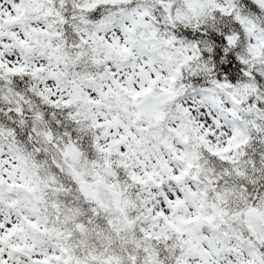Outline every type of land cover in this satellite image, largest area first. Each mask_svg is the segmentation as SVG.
Masks as SVG:
<instances>
[{
	"label": "snow or ice",
	"instance_id": "snow-or-ice-1",
	"mask_svg": "<svg viewBox=\"0 0 264 264\" xmlns=\"http://www.w3.org/2000/svg\"><path fill=\"white\" fill-rule=\"evenodd\" d=\"M0 264H264V0H0Z\"/></svg>",
	"mask_w": 264,
	"mask_h": 264
}]
</instances>
